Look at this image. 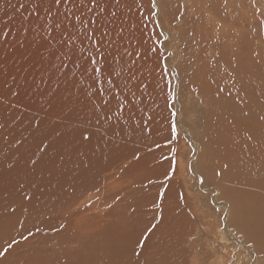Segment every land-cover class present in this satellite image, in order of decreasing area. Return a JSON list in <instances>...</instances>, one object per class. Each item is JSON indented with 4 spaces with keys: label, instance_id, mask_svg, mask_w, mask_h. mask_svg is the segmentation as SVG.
<instances>
[{
    "label": "rangeland",
    "instance_id": "rangeland-1",
    "mask_svg": "<svg viewBox=\"0 0 264 264\" xmlns=\"http://www.w3.org/2000/svg\"><path fill=\"white\" fill-rule=\"evenodd\" d=\"M165 2L99 0L107 9L102 13L88 11V0H74L49 15L44 0L39 19L29 18L28 46L18 48L28 16L19 6L35 9L39 0H0V30L11 29L0 36V248L13 238L19 242L0 264H264V250L253 244L264 226V162L253 172L236 168L230 161L240 148L233 144L217 181L205 177L199 168L205 148L194 124L213 104L200 94L186 99L179 76L183 60L194 69L196 61L207 65L217 56L211 41L220 29L237 39L243 66L234 62L233 69L243 70L240 79L264 73V62L248 63L255 55L264 61V0ZM200 4L212 20L194 28L189 18ZM70 11L84 23L71 26ZM49 30L55 43L37 51ZM183 30L195 32L192 46ZM263 79L254 77L262 83L249 88L260 100V116ZM218 91L244 110L246 104L230 102L237 94ZM93 98L104 104L99 108ZM239 127L235 119L227 123L222 135L211 136V146L233 132L243 143ZM251 141L264 149L261 135ZM32 159L40 165L33 167Z\"/></svg>",
    "mask_w": 264,
    "mask_h": 264
},
{
    "label": "bare ground",
    "instance_id": "bare-ground-1",
    "mask_svg": "<svg viewBox=\"0 0 264 264\" xmlns=\"http://www.w3.org/2000/svg\"><path fill=\"white\" fill-rule=\"evenodd\" d=\"M165 1H167V0H161V2L163 3L162 5H164V3H166ZM170 1L171 0H169V2ZM168 4H170V3H168ZM200 7H204V4L197 5V7L195 9H193L194 17L189 18V22H192V21L193 22L189 26L195 28L197 26V23L206 24L212 20L211 16L207 14L208 12H201L199 10ZM215 25L216 24H213L212 26L215 27ZM218 28H219V26H218ZM223 30H225V29L223 28ZM212 31H214V30H212ZM225 31H227V28ZM219 32H220L219 38L216 41H211V43L214 46H216V47H214V50L217 52V56L212 55L209 58L210 62L207 65L205 62L196 61L195 62L196 67L194 69L188 61L183 60L181 66H180V72H179V76L181 78V88H183L182 89L183 91L187 90L186 99L189 98L188 97L189 94L193 93V95L194 94H200V96H202L203 98L207 97V98H204L207 100V102H208V100H209V102H210V100L212 101V103H209V104H213L212 105L213 108L209 106V109H208V111H206V114L204 115V117L198 118L197 123L194 124V129L197 131L196 134L199 136V138L202 142L203 148H205L202 151V155L201 154L199 155V168L202 169L201 171L204 172V175L206 178H208V179L214 178L216 181H217V178H219V175H217V173L220 169L219 163L222 162L221 160L225 156L232 154L233 144L235 146V149L240 148V152H239L238 157L235 160L231 159V161H230L231 165L233 163L236 168L239 167L243 171L253 172V169H259L260 168V162H264V149L262 150L260 147H259V150L257 147L253 148L254 146H257V144H256V142L251 141L253 136L258 137V135L259 136L261 135L262 138L264 139V122H262L260 120L261 116L259 115L258 110H257V106L260 103V100H255V97L251 95L252 91L249 90V88L250 89L257 88L258 89L260 87L259 84L262 83L261 81H259L258 83H255L252 81H253L254 77H255V80H262L264 73L261 71H257L255 74L253 72H251V73L248 72L245 75V80L240 79L243 70L235 72L234 71L235 69H233V65L235 64L234 62L239 61L238 58H236V53L237 52L240 53V48L239 49L234 48V45H237V39L235 37H232V38L231 37L230 38L225 37V35L227 36L229 34L223 33L224 31H222V33H221V29ZM182 37L184 38L185 43H189L192 46V44L195 41L196 34L194 31L183 30ZM259 43H260V41H259ZM259 43H258V45H259ZM254 46H256V45H254ZM253 51H255V49L252 50V52ZM256 51H258L257 48H256ZM259 51H260V49H259ZM259 51H258V53H259ZM107 53L110 54L109 52H107ZM260 53H262V52H260ZM108 54H106V55H108ZM249 54L250 53L247 50L246 56L247 55L249 56ZM110 55H112V54H110ZM261 56L255 55L254 57H256V58H250L249 57L250 59H249L248 63L254 64V65L255 64H263L264 61L262 60ZM102 61H104V60H102ZM239 64H240L239 68L241 69V66H243V62H240ZM242 69H244V67H242ZM107 76H109V75H107ZM106 79H107V77H106ZM105 80H104V82L103 81L100 82L101 84L98 82L99 83V89H96L97 91L95 90V92H97V95H95V96L100 97V94H101L100 92H102L104 90L103 84H105ZM263 82H264V79H263ZM93 86H94V84H93ZM218 87L225 88L226 91L229 92V94H235V95L237 94L232 100H230V102H237L239 104H246L244 106V110L238 112L234 107L230 106L229 105L230 97L226 93L219 92ZM117 88L119 90L118 86H117ZM121 89L122 88H120V91H121ZM109 92H110V90H109ZM185 95H186V93H185ZM134 97H135V93H134V95L130 94L128 101L133 102ZM246 99L249 102H246ZM89 100L91 102H94L93 104L98 106V107L100 106V104H102L96 98L89 99ZM88 104L90 106H92V104H90V103H88ZM131 104H133V103H131ZM77 105L78 104H76V106ZM79 105H80V103H79ZM133 106H134V104H133ZM92 108H93V106H92ZM207 108H208V106H207ZM244 113H248V115L245 116ZM198 115H200V114H198ZM212 116H217L218 123L216 122V119L214 120V123L209 120L210 117H212ZM234 119L239 122L240 136L242 137L243 143H241L237 139L238 135L232 131L233 134H230L229 136L227 134L225 139H221V140L218 139L211 146V144H210L211 136L214 135L217 137L219 135H222L221 133H219V131H224L226 129L227 123H231ZM64 122H65V120H64ZM144 136H146V135H144ZM249 137H251V139H249ZM140 143H138L137 146H140L139 145ZM204 143H205V146H204ZM220 144H221L220 148L225 144H226V146L223 149L219 150ZM82 153H84V152L82 151ZM93 163H96V161L93 160ZM227 163H228V161H227ZM51 189H53V188H51ZM47 192H49V191H47ZM58 207H60V206H58ZM246 230L247 229H245V231ZM258 232H256V234ZM244 234H246V232ZM255 235H254V237L258 238V236H255ZM252 237H251V239H252ZM247 238L245 239L246 241H248V239L250 238V234H249V238L248 239ZM253 244L255 245V243H253Z\"/></svg>",
    "mask_w": 264,
    "mask_h": 264
},
{
    "label": "snow or ice",
    "instance_id": "snow-or-ice-1",
    "mask_svg": "<svg viewBox=\"0 0 264 264\" xmlns=\"http://www.w3.org/2000/svg\"><path fill=\"white\" fill-rule=\"evenodd\" d=\"M121 0H112V3H114L116 6H119ZM44 3V0H39V3L37 4L36 8L35 9H29L25 4H21L19 7L20 9L24 10L25 12L28 13V16L25 17L24 19H22L21 21V26H20V29H19V32L21 33V36H20V39L16 41V46L18 48H26L28 46V37L29 35L31 34L32 32V27H31V21H30V17H35L37 20L39 19V16H38V13H39V10H40V5H42ZM74 3V0H48V14L51 15L52 13V9L53 7H56L57 10L59 9V6L61 5H70V4H73ZM88 5H90V7H88V11H92L93 9H99L100 12H104V11H107V9L103 8L100 6V3H99V0H88ZM155 0H152V7H155ZM110 15L111 16H116L117 13L115 11H111L110 12ZM65 19L66 20H70L71 22V26H75L74 24V21H80L81 24L84 23V21L81 19V16L79 14H77L76 12H69V13H66L65 14ZM90 24L94 25V24H97V20L95 19H92L89 21ZM57 27H59V24H57ZM87 28V26H86ZM98 29L97 28H92L90 31H91V34L94 35L95 32L97 31ZM10 31L11 29H5V30H0V36H3V37H7L9 34H10ZM121 31H123V29H121ZM53 32L54 30H49L48 31V35L47 37H44L42 38V43L38 46V49L37 51H39V48L43 47V48H48L50 45H52L53 43H55L54 39H53ZM87 34V32H86ZM107 33H103L101 35V41L103 40L104 36L106 35ZM63 34L61 35L60 37V40L61 42H63ZM99 43V42H97ZM152 51H155L154 49H150ZM51 55H55V53H50ZM103 58V57H102ZM90 62L92 64H95L96 61L95 60H91L90 59ZM104 69H96V68H93V72H96V71H103ZM84 71H87V68L84 67ZM164 71H167V68L164 69ZM109 75H111V73H109ZM220 91H223L222 89ZM107 103V102H105ZM245 116L248 115V113H244ZM260 120L261 121H264V115H262L260 117ZM171 134L172 136H175L176 134V127H175V124L172 125L171 127ZM82 138L83 140L85 141H89L90 140V136L86 133H82ZM249 139H251V137H249ZM30 163L33 165V167H38L40 165V161H37L35 159H32L30 160ZM225 168L228 167L227 164L224 165ZM220 173H217V175H219ZM203 182V181H202ZM156 225H152V228L149 229V231H151L153 228H155ZM29 235H31V233H29ZM23 239L27 240L28 237H23ZM19 242L17 240H15L14 238L11 239L7 246L5 247H2L0 248V257H6L8 255V253L12 250L13 246L18 244ZM253 243H258L259 246H260V249L261 250H264V226H262L261 228V232H260V237H259V240H254ZM140 246H144V242L143 241H140L139 242ZM249 247L251 248L252 245H249Z\"/></svg>",
    "mask_w": 264,
    "mask_h": 264
}]
</instances>
